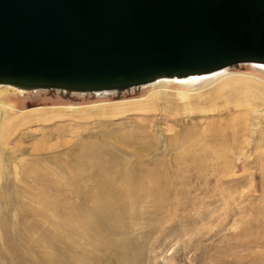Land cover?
<instances>
[{
    "label": "rangeland",
    "instance_id": "obj_1",
    "mask_svg": "<svg viewBox=\"0 0 264 264\" xmlns=\"http://www.w3.org/2000/svg\"><path fill=\"white\" fill-rule=\"evenodd\" d=\"M257 69L104 96L0 88V264H264Z\"/></svg>",
    "mask_w": 264,
    "mask_h": 264
},
{
    "label": "water",
    "instance_id": "obj_2",
    "mask_svg": "<svg viewBox=\"0 0 264 264\" xmlns=\"http://www.w3.org/2000/svg\"><path fill=\"white\" fill-rule=\"evenodd\" d=\"M264 61V0H0V82L107 92Z\"/></svg>",
    "mask_w": 264,
    "mask_h": 264
},
{
    "label": "bare ground",
    "instance_id": "obj_3",
    "mask_svg": "<svg viewBox=\"0 0 264 264\" xmlns=\"http://www.w3.org/2000/svg\"><path fill=\"white\" fill-rule=\"evenodd\" d=\"M245 65L256 67L260 71L264 72V61L245 63ZM228 69H230V68L221 69V70L210 72V73H188V74H177V75H161L157 78H154L152 81L143 83L140 87H145V86H148L151 84H157V83H160L162 81L178 83L181 86L198 84V83H201L204 79H208V78H211L214 76H216L218 78V77H220L218 75L225 73L226 71H228ZM226 77H228V75ZM166 84L167 83L163 82V83L156 85L155 87L164 88V87H166L165 86ZM233 84H234V82H233ZM0 85H3V86H0V88L17 90L20 92H36V91L58 90V91H62L65 93H83V94H90V95H95V96H104V95H107L110 93V92H107L105 89L70 90V89H66V88L53 89L51 87H43L42 89H36V88L32 87L31 85H22V84H16V83L10 84V83H2V82H0ZM3 108H4V105L0 103V113L2 112ZM0 118H2V117H0Z\"/></svg>",
    "mask_w": 264,
    "mask_h": 264
}]
</instances>
